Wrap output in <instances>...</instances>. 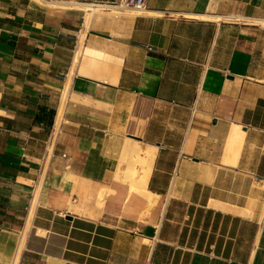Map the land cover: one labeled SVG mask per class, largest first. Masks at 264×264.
Wrapping results in <instances>:
<instances>
[{
    "label": "crops",
    "instance_id": "0c3cea01",
    "mask_svg": "<svg viewBox=\"0 0 264 264\" xmlns=\"http://www.w3.org/2000/svg\"><path fill=\"white\" fill-rule=\"evenodd\" d=\"M95 1L0 0V264H264V0Z\"/></svg>",
    "mask_w": 264,
    "mask_h": 264
},
{
    "label": "bare ground",
    "instance_id": "6f19581e",
    "mask_svg": "<svg viewBox=\"0 0 264 264\" xmlns=\"http://www.w3.org/2000/svg\"><path fill=\"white\" fill-rule=\"evenodd\" d=\"M90 7H93L91 4H88ZM91 18V17H90ZM62 116V109L59 113V120ZM58 120V121H59ZM137 151L139 152V156H140V160L142 163H145V165L147 167H144L145 169V173L142 172V174H138V172L134 173L133 175L130 176L129 180L131 182H135V181H138V180H141L143 178V185H146L147 184V181L149 179V176H150V173L152 171V168L150 166V163L154 160L155 158V150L154 149H149L148 147H146V149H144L142 147V145H140L139 143H137ZM139 182V181H138ZM132 186V185H131ZM140 188V187H139ZM137 188L136 186V189L138 192H140V194L142 195H145L147 197H150V196H153L152 192H150L147 188H142V189H139ZM151 198V197H150ZM151 202V201H150ZM152 203V202H151ZM152 206H154V203L152 204ZM30 224V223H29Z\"/></svg>",
    "mask_w": 264,
    "mask_h": 264
},
{
    "label": "built area",
    "instance_id": "2783aa9c",
    "mask_svg": "<svg viewBox=\"0 0 264 264\" xmlns=\"http://www.w3.org/2000/svg\"><path fill=\"white\" fill-rule=\"evenodd\" d=\"M103 11H109L118 15L124 10L144 11L148 7V0H99L90 3ZM153 49L152 47H149Z\"/></svg>",
    "mask_w": 264,
    "mask_h": 264
},
{
    "label": "rangeland",
    "instance_id": "374dc122",
    "mask_svg": "<svg viewBox=\"0 0 264 264\" xmlns=\"http://www.w3.org/2000/svg\"><path fill=\"white\" fill-rule=\"evenodd\" d=\"M83 8H86L85 6H83ZM87 9V8H86ZM96 11H103V10H101V9H97ZM139 163V162H138ZM132 164L135 166V167H137V166H139L140 164H137V162L136 161H133L132 162Z\"/></svg>",
    "mask_w": 264,
    "mask_h": 264
},
{
    "label": "water",
    "instance_id": "95a60500",
    "mask_svg": "<svg viewBox=\"0 0 264 264\" xmlns=\"http://www.w3.org/2000/svg\"><path fill=\"white\" fill-rule=\"evenodd\" d=\"M132 137L137 138V139H140V138H138L137 136H132Z\"/></svg>",
    "mask_w": 264,
    "mask_h": 264
}]
</instances>
